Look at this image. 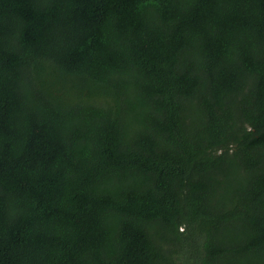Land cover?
<instances>
[{"label": "trees", "instance_id": "obj_1", "mask_svg": "<svg viewBox=\"0 0 264 264\" xmlns=\"http://www.w3.org/2000/svg\"><path fill=\"white\" fill-rule=\"evenodd\" d=\"M0 264H264V0H0Z\"/></svg>", "mask_w": 264, "mask_h": 264}]
</instances>
